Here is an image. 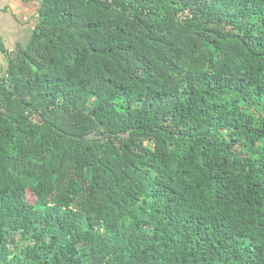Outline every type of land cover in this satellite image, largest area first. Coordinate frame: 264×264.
Wrapping results in <instances>:
<instances>
[{
    "label": "trees",
    "instance_id": "1",
    "mask_svg": "<svg viewBox=\"0 0 264 264\" xmlns=\"http://www.w3.org/2000/svg\"><path fill=\"white\" fill-rule=\"evenodd\" d=\"M7 56L0 264H264V0H41Z\"/></svg>",
    "mask_w": 264,
    "mask_h": 264
},
{
    "label": "crops",
    "instance_id": "2",
    "mask_svg": "<svg viewBox=\"0 0 264 264\" xmlns=\"http://www.w3.org/2000/svg\"><path fill=\"white\" fill-rule=\"evenodd\" d=\"M38 0H0V77L7 69L8 53L12 54L28 40L38 23Z\"/></svg>",
    "mask_w": 264,
    "mask_h": 264
},
{
    "label": "built area",
    "instance_id": "3",
    "mask_svg": "<svg viewBox=\"0 0 264 264\" xmlns=\"http://www.w3.org/2000/svg\"><path fill=\"white\" fill-rule=\"evenodd\" d=\"M39 1V3L41 2V0H38Z\"/></svg>",
    "mask_w": 264,
    "mask_h": 264
}]
</instances>
